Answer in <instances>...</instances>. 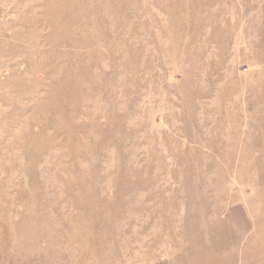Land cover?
<instances>
[{"label": "rangeland", "instance_id": "1", "mask_svg": "<svg viewBox=\"0 0 264 264\" xmlns=\"http://www.w3.org/2000/svg\"><path fill=\"white\" fill-rule=\"evenodd\" d=\"M261 210L264 0H0V264H245Z\"/></svg>", "mask_w": 264, "mask_h": 264}, {"label": "bare ground", "instance_id": "2", "mask_svg": "<svg viewBox=\"0 0 264 264\" xmlns=\"http://www.w3.org/2000/svg\"><path fill=\"white\" fill-rule=\"evenodd\" d=\"M253 217V229L260 232L263 236L252 247V257H249V260L246 259V261L249 264H264V211H255ZM248 263L245 262V264Z\"/></svg>", "mask_w": 264, "mask_h": 264}]
</instances>
